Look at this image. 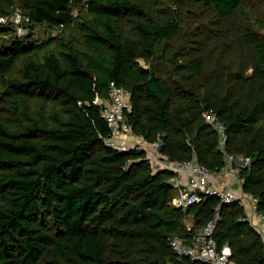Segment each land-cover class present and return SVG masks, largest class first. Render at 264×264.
I'll list each match as a JSON object with an SVG mask.
<instances>
[{"label": "trees", "instance_id": "obj_1", "mask_svg": "<svg viewBox=\"0 0 264 264\" xmlns=\"http://www.w3.org/2000/svg\"><path fill=\"white\" fill-rule=\"evenodd\" d=\"M16 13L30 18L22 37ZM1 18L0 264H192L169 240L217 209L220 248L264 264L239 202L172 206L168 171L105 145L97 103L125 89L136 135L213 172L224 153L204 115H216L227 153L250 160L239 176L264 213V0H0ZM39 27L60 33L40 41Z\"/></svg>", "mask_w": 264, "mask_h": 264}, {"label": "built area", "instance_id": "obj_2", "mask_svg": "<svg viewBox=\"0 0 264 264\" xmlns=\"http://www.w3.org/2000/svg\"><path fill=\"white\" fill-rule=\"evenodd\" d=\"M8 18H1V23H7ZM16 28L17 36L28 33L30 18L20 13L10 18ZM102 108V117L109 128L104 143L118 152L131 150L143 151L145 160L153 171H168L170 173L167 183L176 189L172 199V206L189 212L192 205L200 204L208 196L219 199L221 206L239 202L246 212L248 221L264 240V213L259 209V199L243 191V180L239 176L237 156L227 153V138L224 124L213 114H205V121L219 135V148L224 153V165L217 171H211L207 166L199 163L194 157L191 160H171L162 151L163 140L160 135L153 142H147L136 135L133 126L128 120L132 112L130 94L116 85L111 86L110 97L107 100H98ZM136 136L140 137L139 139ZM242 167L248 166L249 158ZM220 220V209L216 210L214 217L205 225L192 233V226H187L188 232L184 235H174L170 238V246L179 262L188 260L192 264H236L232 259L228 244L220 248L215 237L217 224Z\"/></svg>", "mask_w": 264, "mask_h": 264}, {"label": "rangeland", "instance_id": "obj_3", "mask_svg": "<svg viewBox=\"0 0 264 264\" xmlns=\"http://www.w3.org/2000/svg\"><path fill=\"white\" fill-rule=\"evenodd\" d=\"M35 38L36 39H39L40 41H47V40H49L51 37H55V36H57V35H59V31H51V30H48L47 28H42V27H39V28H37L36 29V31H35ZM75 36H77L76 35V33H75ZM76 41L78 42V44L79 45H81L82 46V43H81V41L80 40H78V39H76ZM136 138H140V137H138V136H136ZM239 159H237V165L238 166H240V167H242L243 166V164H244V161H241L240 159H243V160H245L246 159V157H243V156H237ZM250 163V161L248 162V164ZM184 222H185V224L187 225V226H192V218L191 217H189V218H186L185 220H184Z\"/></svg>", "mask_w": 264, "mask_h": 264}, {"label": "water", "instance_id": "obj_4", "mask_svg": "<svg viewBox=\"0 0 264 264\" xmlns=\"http://www.w3.org/2000/svg\"><path fill=\"white\" fill-rule=\"evenodd\" d=\"M250 76V74L248 75V77Z\"/></svg>", "mask_w": 264, "mask_h": 264}]
</instances>
